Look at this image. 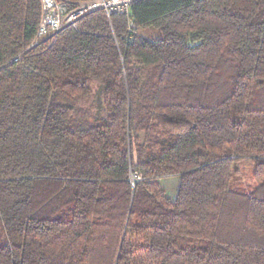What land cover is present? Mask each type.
Instances as JSON below:
<instances>
[{
    "label": "trees",
    "instance_id": "trees-1",
    "mask_svg": "<svg viewBox=\"0 0 264 264\" xmlns=\"http://www.w3.org/2000/svg\"><path fill=\"white\" fill-rule=\"evenodd\" d=\"M40 18L0 0V264H264V0Z\"/></svg>",
    "mask_w": 264,
    "mask_h": 264
},
{
    "label": "built area",
    "instance_id": "built-area-1",
    "mask_svg": "<svg viewBox=\"0 0 264 264\" xmlns=\"http://www.w3.org/2000/svg\"><path fill=\"white\" fill-rule=\"evenodd\" d=\"M134 1L89 0L80 3H70L66 0H40L41 18L31 45H35L41 39L56 33L64 26L74 25L82 16L96 9H103L108 17L115 12L128 14L129 8ZM131 27H133L132 23Z\"/></svg>",
    "mask_w": 264,
    "mask_h": 264
},
{
    "label": "rangeland",
    "instance_id": "rangeland-1",
    "mask_svg": "<svg viewBox=\"0 0 264 264\" xmlns=\"http://www.w3.org/2000/svg\"><path fill=\"white\" fill-rule=\"evenodd\" d=\"M94 88V92H97V95L95 97V99L93 100V103H91L89 106V110L92 114V116L94 118H98L101 117L103 114V108H102V104H101V100H100V87L96 84L93 85ZM178 179V177H173V178H167V179H163L160 181V185L162 187V189L165 191L166 195L168 198L172 199L173 197V191H175L173 186V183H176V180Z\"/></svg>",
    "mask_w": 264,
    "mask_h": 264
},
{
    "label": "crops",
    "instance_id": "crops-1",
    "mask_svg": "<svg viewBox=\"0 0 264 264\" xmlns=\"http://www.w3.org/2000/svg\"><path fill=\"white\" fill-rule=\"evenodd\" d=\"M178 184H179V178L176 180V183H173V186L175 185V187H174L175 191H173V197L176 196L177 189H178ZM174 198H172V199L169 198V199L173 200Z\"/></svg>",
    "mask_w": 264,
    "mask_h": 264
}]
</instances>
